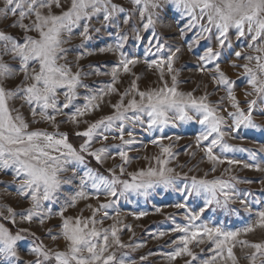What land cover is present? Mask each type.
<instances>
[{
	"label": "snow or ice",
	"instance_id": "snow-or-ice-1",
	"mask_svg": "<svg viewBox=\"0 0 264 264\" xmlns=\"http://www.w3.org/2000/svg\"><path fill=\"white\" fill-rule=\"evenodd\" d=\"M128 2L132 5L131 10L115 0H0L3 5L0 7V18H11L9 27L19 32V35H13L8 30H0V172L13 170V180L18 183L17 193L30 204V207L19 214L21 222L31 225L38 220L44 226L47 220L56 215L61 223L55 232L48 228L46 238L57 245L60 241L64 242L63 249L53 248L45 245L29 228L21 227L13 232L0 223V260L4 264H20L17 246L29 237H32L29 254L34 257L29 264H135V261L117 259L115 250L129 247L121 242L118 226L114 224L110 229L98 228L97 225L103 224V220H97L96 217L102 210L104 216L108 215L107 209L116 202L113 198L146 190L157 184L171 187L179 178V174L167 167L174 155L172 146L165 147L158 140H153L152 143L159 144L162 153V157L156 160L157 167L133 173L131 181L121 179L116 175L115 169H110L107 176L100 174L88 167L87 158H93L97 164L108 159V149L100 147L93 150V144L100 140L107 141L109 137L106 133L114 131L119 135H114L112 139L121 141L117 155L124 164L129 163L126 146L136 143V140L131 130L126 133L129 139H125V125L131 124L133 128L142 126L145 123L142 116L148 117L149 131L157 128L162 131L169 125L175 127L177 121L199 124L201 129L195 137L196 147L213 164V172L217 164L225 162L230 166L243 164L244 168L264 171L257 164L222 159L214 151L217 148L223 152L235 150L225 142L227 133L223 131V127L226 120L219 114L220 104L225 98L234 109L227 112L233 131H238L241 127L264 130V125L258 124L254 116L257 111L264 112V0ZM165 5L174 9L177 19L184 20V27L180 29L181 36L195 32L193 41L188 45L189 52L193 50V45H199L202 40L209 41L204 53L197 57L200 62L198 71L202 74L214 73L211 77L213 83L226 93V97H221L219 103H210L207 93L197 98L192 92L180 90L179 72L174 64L181 50L160 42L156 31ZM133 13H137L141 21V28L132 29L134 39L143 42L145 37L141 32L150 33L152 38L147 40L145 55L153 56L154 59L141 60L124 50L130 37L121 24H129ZM96 24L100 26L96 27ZM110 27L116 28L115 43L98 49L100 53L118 57L110 71L102 72L99 67L91 66L90 73L83 72L78 61L85 55H93L92 50L77 56L73 70V65L68 61L69 49L66 47L73 35L78 33L86 43L93 39L94 33L99 34L102 29ZM233 38L247 40L246 48L255 53L244 56L245 63L240 66L251 89L246 93V97H252L247 101L246 109L241 107L237 99L234 82L221 71L219 63L223 50L232 48ZM213 39L214 47L211 43ZM165 51L167 55H164ZM242 51L238 50L233 54L241 59ZM141 62L159 72L160 86L142 91L136 80H133L130 88L122 95L119 94L116 85L120 83L121 72L128 74L130 66L134 67ZM232 66L237 67L235 64ZM165 73L170 76L171 83L165 79ZM87 75H107L111 77V82L93 89L84 82ZM81 89L84 90L83 94ZM112 94L119 95L118 102L112 104L113 114L88 124L83 131H76L75 136L82 138L78 147L70 142L67 132L59 131L58 117H67L64 122L73 124L78 129L81 118L99 110L104 98ZM125 97H128L127 103ZM81 99L84 103L77 104ZM16 101H20L19 107L15 106ZM25 107L31 119L21 110ZM40 123L49 124L56 131L33 127ZM167 139L172 140L173 137ZM255 155L256 153L250 152L251 157L254 158ZM79 168L84 169L83 174L78 177L79 190L65 199L60 210L53 213L51 207L46 205L60 203L65 186L74 183ZM119 171L121 175L124 174L123 165ZM225 171L230 172L231 168ZM69 172L72 173L71 176L67 175ZM184 179L188 178L185 176ZM238 183L250 181H240L234 176L230 180L191 178V182L184 187L185 201L174 205L185 210L184 219L187 223L176 224L172 229L182 235L173 241L179 247L167 255L168 260L174 261L187 256L191 258L188 262L191 264L197 257L189 246L193 243L200 245L207 240L213 245L210 249L213 255L202 260L201 264H238L234 252L237 244L241 246V250H252L245 257L249 264H264V241L237 239L241 231L246 235L254 232L257 227L264 229V211L257 213L256 224L241 231H226L220 226L197 223L213 205L227 209L229 205L238 202L245 206L246 211H251L245 199H238ZM89 185L95 193L94 197L85 190ZM101 194L108 203L91 209V216L65 215L79 201L99 199ZM193 196L203 198V204L197 210L191 209L187 204V199ZM17 215L11 207L0 208V217L13 225L17 223ZM143 215L146 213L140 214ZM140 216L136 218L139 219ZM164 235L166 233H159L160 237ZM142 246L135 245L136 248Z\"/></svg>",
	"mask_w": 264,
	"mask_h": 264
},
{
	"label": "rangeland",
	"instance_id": "rangeland-1",
	"mask_svg": "<svg viewBox=\"0 0 264 264\" xmlns=\"http://www.w3.org/2000/svg\"><path fill=\"white\" fill-rule=\"evenodd\" d=\"M115 2L122 4L129 10L132 8L128 0H115ZM2 6L0 4V7ZM176 17L177 14L174 9L170 5H165L160 14L156 31L160 42L165 43L173 49L178 47L181 50L177 54L178 58L174 64V67L179 72L178 80L180 81V90L186 93L192 92L197 98L207 93L209 102L215 105L220 102L221 97H226V93L223 89H218L213 83L211 77L214 73L205 72L202 74L198 71L200 62L197 60V57L204 53L206 47L209 45V41L202 40L199 45H193V50L189 52L188 45L193 41L195 32H188L184 36H181L180 29L184 27V20L177 19ZM11 23V18L7 20L0 18V30H8L13 35H19L18 30L9 27ZM95 26L99 27L100 25L96 24ZM121 27L130 37L124 49L127 54H134L141 58V60L155 58L145 55L147 40L152 38L150 33L141 32V35L145 37L143 42H137L134 39L132 29L141 28V21L137 13H133L129 24H121ZM115 31V27H110L106 30L102 29L99 34L94 33L93 39L86 43L82 41L78 33L74 34L70 43L66 45L69 49L68 61L73 65V70H75V64L77 63V56L82 52L92 50L94 52L93 55H85L78 61L79 67L83 72L90 73L92 71L91 66L99 67L102 72L110 71L111 67L117 62L118 57L110 53H100L98 49L115 43ZM109 33H112V35H109ZM247 42L245 39L236 40L233 38L232 48L224 49L219 61L221 71L234 82V92L241 103V107L245 109L247 101L251 100L252 97H246V93L251 91V89L246 83L247 78L244 76L243 68L240 66L245 63L244 56L255 55V53L250 52L246 48ZM211 43L214 47L215 40L213 39ZM238 50H243L241 59H237L233 54ZM164 55H167V51H165ZM233 64L237 65V67H233ZM130 68V73L124 74L121 72L120 74V83L116 85L119 94L122 95L126 89L130 88L133 80H136L142 91L160 86L158 80L159 72L155 68H148L143 62L134 67L130 66ZM137 77H139L138 80ZM165 79L171 83V78L167 73H165ZM84 82L93 89H96L110 83L111 77L107 75H87ZM80 91L83 94L84 90L81 89ZM127 99L128 97H125V103H127ZM118 100L119 95L117 94L106 96L99 110L81 118V124L78 129L75 125L64 122L67 120V117H58L57 122L60 123L59 131L67 132L75 136L76 131H83L88 124L104 116L112 115V104L118 102ZM14 103L15 106L19 107L20 101ZM76 103L83 104L84 101L81 99ZM21 110L27 118L31 119L28 116L26 107ZM229 111H234V109L230 107L228 100L225 98L223 103L220 104L219 114L224 116L226 120V124L223 127V131L227 133L224 138L225 142L230 144L235 150L223 152L217 148L214 150L215 153L222 159H235L246 164H257L261 168H264V151H261L264 148V130L241 127L238 131H233L231 120L227 115ZM254 116L258 124L264 125V112L257 111L254 113ZM142 119L145 121L142 126L138 125L133 128L131 124L125 125V139H129L126 133L128 130H131L134 132V138L136 140V143L126 146L130 161L127 164H124L117 155L121 141L112 139L114 135H119L118 132L106 133L109 137L107 141L100 140L94 142L93 150L100 147H106L108 149L109 158L105 159L101 165L108 171L115 169L116 175L120 177L126 176L130 178L133 173L139 172L142 169L147 170L149 167H157L156 160L158 157H162V153L159 144H154L152 141L158 140L165 147L172 146L171 151L174 155L170 159L167 167L172 168L174 173L179 174V178L171 187L166 188L162 184H157L146 190L142 189L138 192H129L124 196L113 198L116 202L107 209L108 215L104 216L103 210L97 214L96 219L103 220V224H98L97 227L110 229L116 224L120 229L118 235L120 236L121 242L129 246L125 249L115 250L117 259L135 261V264H188L191 260L190 257L182 256L174 261H170L167 255L179 247L173 241L182 235L181 233L173 232L172 229L176 224L183 225L187 223L184 219L185 210L178 209L174 205L185 201L183 194L184 187L191 182L192 177L208 180H230L234 176L240 181H250V183L236 184V189L240 194L238 199H245L251 211H246L245 206L238 202L229 205L227 209L217 208L213 205L204 213L201 221H197V223L203 222L209 225L220 226L226 231H241L245 227L256 224L258 220L257 213L264 211V171L244 168L243 164L230 166L225 162L223 164H217L215 166L216 170L213 172V164L207 160L204 152L196 147L195 137L201 129L199 124L195 122L180 123L177 121L175 127L169 125L162 131L158 128L149 131L147 129L148 117L142 116ZM33 127L49 132L56 131L51 125L45 123L35 124ZM161 137L164 138L160 139ZM167 137H173V139L169 140ZM176 137H179V139H176ZM239 149H247L248 151H239ZM250 152L256 153L254 158L250 156ZM111 157L115 158L113 159ZM121 165L125 169L123 175L119 171ZM228 168H231L230 172L225 171ZM83 171V168H79L74 183L65 186L60 203L46 205L47 207H51L53 213L60 210L61 204L64 203L65 199L70 198L71 195L79 190L77 187L79 184L78 177L83 174ZM67 175L71 176L72 173L69 172ZM185 176L188 178L187 180L184 179ZM124 180L131 181V179ZM17 188L18 183L13 180V170L8 169L0 172V208L6 209L7 207H11L14 209L18 214L16 216L17 223L14 225L17 229L21 227L29 228L40 240L44 241L45 245L63 249V241H60L57 245L55 242L46 238L47 229L51 228L55 232L57 226L61 223L58 216L54 215L52 219L45 222L44 226H41L38 220H35L31 225L26 222H21L19 214L30 207V204L25 198L18 195ZM85 190L93 197L95 196L90 185ZM247 193H250V195H246ZM103 203H108L103 194L100 195L99 199L90 198L88 200H81L75 208H69L65 212V215L89 217L92 214L91 209L97 208ZM187 204L191 209L197 210L202 206L203 198L193 196L187 199ZM141 213H146V215L140 216ZM4 215L6 216L7 212ZM137 216H140V218L137 219ZM162 232L166 233V235L160 237L159 233ZM237 239L247 240L249 242H262L264 241V229L257 227L254 232L246 235L241 231V235ZM137 244L143 246L136 248L135 245ZM17 247L20 264H29L34 259L29 254L31 240L21 241ZM189 247L197 257L195 261H191V264H201L202 260L209 259L213 255L210 251L213 245L208 243L207 240L203 244L196 245L193 243ZM251 251V249L241 250V246L237 244L234 252L238 258V264H249L245 257ZM0 264H4L3 260H0Z\"/></svg>",
	"mask_w": 264,
	"mask_h": 264
},
{
	"label": "trees",
	"instance_id": "trees-1",
	"mask_svg": "<svg viewBox=\"0 0 264 264\" xmlns=\"http://www.w3.org/2000/svg\"><path fill=\"white\" fill-rule=\"evenodd\" d=\"M68 135H69L70 142L73 143L74 146L78 147L79 144L82 142V138L72 136L70 134H68ZM87 164L89 167L94 168L100 174L105 175V176L109 175V171L107 169H105L101 164H97V162L93 158L88 157L87 158ZM120 178L123 180L124 179H131L130 177H126V176H122ZM0 223H3L5 225V227H8L13 232H15L17 230V228L13 224H11L9 221L3 219L2 217H0ZM28 239L32 240V237H29Z\"/></svg>",
	"mask_w": 264,
	"mask_h": 264
}]
</instances>
